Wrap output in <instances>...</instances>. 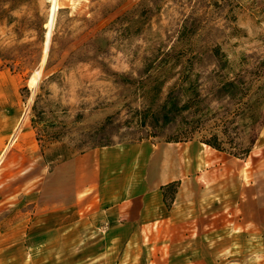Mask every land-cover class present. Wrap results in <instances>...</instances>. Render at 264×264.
<instances>
[{"label":"rangeland","instance_id":"obj_1","mask_svg":"<svg viewBox=\"0 0 264 264\" xmlns=\"http://www.w3.org/2000/svg\"><path fill=\"white\" fill-rule=\"evenodd\" d=\"M57 1L47 48L52 2L0 0V264H264V0ZM172 93L181 105L198 93L200 114L153 127ZM139 95L146 110L127 116ZM135 118L149 126L126 136L196 129L160 240H78L89 226L38 201L51 157L108 146ZM211 134L225 152L202 142Z\"/></svg>","mask_w":264,"mask_h":264},{"label":"crops","instance_id":"obj_2","mask_svg":"<svg viewBox=\"0 0 264 264\" xmlns=\"http://www.w3.org/2000/svg\"><path fill=\"white\" fill-rule=\"evenodd\" d=\"M138 101L142 107L127 116L146 110L145 97L139 95ZM111 113L102 111L91 120H102ZM128 125L110 133L114 142L108 146L67 147L51 157L38 201L42 210L74 212V225L89 226L91 233L78 240L140 242L148 236V241H158L162 230L156 227L172 212L166 204V188L178 182L174 203L181 194L192 143L168 142L157 136L133 138L123 132L144 134L149 125L142 127L137 118L134 127Z\"/></svg>","mask_w":264,"mask_h":264},{"label":"trees","instance_id":"obj_3","mask_svg":"<svg viewBox=\"0 0 264 264\" xmlns=\"http://www.w3.org/2000/svg\"><path fill=\"white\" fill-rule=\"evenodd\" d=\"M245 82L243 81H227L224 83L223 85V89L225 90V92L227 93L228 97L230 99H235L237 97L236 95V91L241 87L244 86ZM200 98V95L198 93H196L193 97V99L188 100L186 103H184L183 105H181L177 99V97H175V95L170 94L168 96V99L166 101V103L163 105V107L161 108V113L160 115L157 114H153L152 115V126L153 127H157V126H161V127H166L169 124H171L172 122L175 121L177 116L182 115L183 113L195 108V113L196 114H200L201 110L199 109V102L198 99ZM246 98V96L244 95L243 99ZM184 123L186 125H188V127L193 126V124L195 123H199L198 121H194V122H190L187 119H184ZM142 124H144V121H142ZM196 132V129H189V131L187 132V130L185 131L184 134V138H179V139H173L172 141H168V142H188L192 139V134ZM225 133V132H224ZM202 142L204 144H206L207 146L216 149L218 151L221 152H225V148H224V142L221 141V138L219 137L218 134H211V136L208 137H204L202 139ZM246 152L243 153L242 155L245 156ZM178 182L173 183L171 185H169L166 188V193H165V200L167 203V200L170 199L171 201H173L175 193L178 189Z\"/></svg>","mask_w":264,"mask_h":264},{"label":"bare ground","instance_id":"obj_4","mask_svg":"<svg viewBox=\"0 0 264 264\" xmlns=\"http://www.w3.org/2000/svg\"><path fill=\"white\" fill-rule=\"evenodd\" d=\"M49 1L52 2V6L50 9L49 19H48V23H47V34H46V47L47 48H48L49 43H50V38L52 35V30L54 28L57 11L59 9V4H58L57 0H49ZM47 48H46V51H47Z\"/></svg>","mask_w":264,"mask_h":264}]
</instances>
